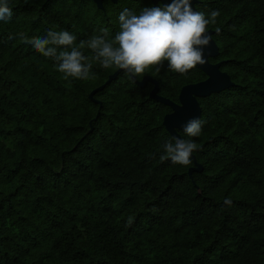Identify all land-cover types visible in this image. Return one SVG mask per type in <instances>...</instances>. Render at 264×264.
I'll use <instances>...</instances> for the list:
<instances>
[{"label":"trees","instance_id":"1","mask_svg":"<svg viewBox=\"0 0 264 264\" xmlns=\"http://www.w3.org/2000/svg\"><path fill=\"white\" fill-rule=\"evenodd\" d=\"M10 6L12 19L0 21V264H264V0L195 4L219 12L208 26L219 55L209 61L233 84L197 99L201 171L191 177L193 160H160L171 110L149 98L151 83L141 89L121 72L91 100L118 69L93 62V79L65 80L17 35L114 36L121 11L150 0ZM146 76L175 103L183 86L206 79L167 62Z\"/></svg>","mask_w":264,"mask_h":264},{"label":"clouds","instance_id":"2","mask_svg":"<svg viewBox=\"0 0 264 264\" xmlns=\"http://www.w3.org/2000/svg\"><path fill=\"white\" fill-rule=\"evenodd\" d=\"M12 16L10 0H0V21L7 23ZM218 16V11L208 16L194 11L191 0H172L169 5L145 7L138 13L125 8L119 14V30L114 36L101 29L79 44L76 35L66 30L50 29L45 36L31 39L22 32L17 35L44 57L51 58L65 80L93 79V62H98L103 69L122 70L135 82L153 68L159 71L165 62L171 72L181 75L206 65L204 50L212 43L208 26L215 24ZM85 49L90 50L89 55ZM203 123L200 118L186 121L182 130L188 138L173 136L164 141L160 160H171L184 167L191 165L192 154L198 149L191 138L201 135ZM224 203L231 205L232 201L225 198Z\"/></svg>","mask_w":264,"mask_h":264},{"label":"water","instance_id":"3","mask_svg":"<svg viewBox=\"0 0 264 264\" xmlns=\"http://www.w3.org/2000/svg\"><path fill=\"white\" fill-rule=\"evenodd\" d=\"M99 10H103V0H91ZM112 3L116 4L118 0H110ZM136 1V0H130ZM153 7L157 4L169 5L172 3V0H150ZM197 0H191V5L195 11V4ZM209 33L213 36V31L208 30ZM205 58L208 59V63L204 66H197L205 75L206 79L195 83L185 85L181 88L178 96V103L172 102L169 99H166L158 94L159 85L158 82L148 76L144 77L141 81H135V85L141 89L146 88L148 83L153 85V88L149 92V98L154 100L157 103L165 105L170 108L171 112L166 114L163 117L162 124L167 131V133L173 138V136H180L178 131H183L182 126L186 121L192 118H200L201 109L198 103V98H206L213 93L221 92L225 89H228L232 86V82L227 75V73L221 71V62L210 63L209 59L218 57L219 51L216 43L212 38L211 46L205 50ZM123 72L122 70L115 71L110 75L101 87L95 89L89 95V98L93 100V95L102 90L107 84L113 81L119 73ZM99 106L100 103L95 101ZM92 129V128H91ZM191 159L193 160L194 167L189 170V176L191 177V172H200L201 166L196 163L194 156L192 155ZM199 192V190H198Z\"/></svg>","mask_w":264,"mask_h":264},{"label":"flooded vegetation","instance_id":"4","mask_svg":"<svg viewBox=\"0 0 264 264\" xmlns=\"http://www.w3.org/2000/svg\"><path fill=\"white\" fill-rule=\"evenodd\" d=\"M210 62V61H209ZM211 63V62H210ZM216 63H218V62H216ZM214 64V63H213Z\"/></svg>","mask_w":264,"mask_h":264}]
</instances>
